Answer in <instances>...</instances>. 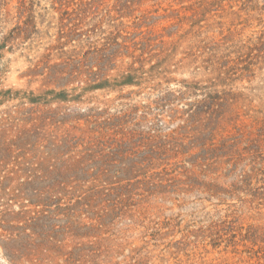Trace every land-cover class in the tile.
<instances>
[{"label":"rangeland","instance_id":"obj_1","mask_svg":"<svg viewBox=\"0 0 264 264\" xmlns=\"http://www.w3.org/2000/svg\"><path fill=\"white\" fill-rule=\"evenodd\" d=\"M252 2L0 0V264H31L38 209L72 264L259 263L242 238L264 201L215 194L234 175L197 164H264Z\"/></svg>","mask_w":264,"mask_h":264},{"label":"trees","instance_id":"obj_2","mask_svg":"<svg viewBox=\"0 0 264 264\" xmlns=\"http://www.w3.org/2000/svg\"><path fill=\"white\" fill-rule=\"evenodd\" d=\"M224 1L233 2L234 0H206L207 5L213 7L215 5L222 4ZM240 1V0H239ZM243 6L242 8L248 9L255 5H253L252 0H241ZM191 30H194L192 28ZM76 32L71 31L70 35L74 36ZM196 34V31L193 32ZM81 35H84V33L75 35L76 37H80ZM147 39L149 40V37L146 36L143 37L144 41L143 44L147 46ZM138 42L134 41V45H136ZM118 45L119 43L116 42ZM74 62V61H73ZM70 76L74 77H80L81 74L78 70L68 73ZM261 154V153H260ZM226 156V159H216L215 161H211L209 163H197L198 165H211L214 166L215 164H218V167H223V165H227L226 171L229 174L234 175L233 178L235 180L228 186L222 187L218 186L216 184H212L215 189H219L215 191V194H221L224 196H234L237 198L241 197V193H243L245 196H250L252 199H257V201L254 200H246L248 202H260L261 200L264 201V164L263 159L262 161H255V163L251 166L249 171H246L244 169H241L238 173L236 171V167L238 166L239 162L243 160L241 158L240 153L235 154H228L224 155ZM232 165L231 168L228 166ZM262 174V175H261ZM253 180L256 182H262L261 185H253ZM101 190H105L103 187H96L92 190V192L97 191L100 192ZM85 195H81L79 199L77 200L78 204H82V201H85L84 198ZM49 205H46V207ZM81 208H83V205H80ZM88 206V203L86 204ZM80 208V210H81ZM68 211L71 213V208H67ZM47 210L45 209H38L35 211H32L31 214V264H44L45 260H53V259H60L64 264H72L74 262L73 254L71 251H64L63 246H61L60 242L56 239V236L60 234L61 227L55 226V224L50 225L46 222L49 220L48 212L45 213ZM97 220V219H96ZM65 230L69 229L68 225L63 227ZM255 239L252 241L253 246H257L258 250H255V257L259 260L258 264H264V229L262 232H258L256 230L250 229L247 233V235H244L242 240H251V236ZM260 244H259V243ZM51 257V259H49Z\"/></svg>","mask_w":264,"mask_h":264}]
</instances>
